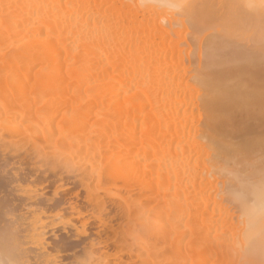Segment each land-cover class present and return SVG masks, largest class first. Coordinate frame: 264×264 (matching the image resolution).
<instances>
[{
  "label": "bare ground",
  "instance_id": "1",
  "mask_svg": "<svg viewBox=\"0 0 264 264\" xmlns=\"http://www.w3.org/2000/svg\"><path fill=\"white\" fill-rule=\"evenodd\" d=\"M0 141L5 162L85 158L63 163L85 202L118 207L112 252L78 264H264V0H0ZM28 161L5 180H37ZM59 191L28 209L84 216ZM14 221L0 262L57 264L68 243L18 251Z\"/></svg>",
  "mask_w": 264,
  "mask_h": 264
},
{
  "label": "rangeland",
  "instance_id": "2",
  "mask_svg": "<svg viewBox=\"0 0 264 264\" xmlns=\"http://www.w3.org/2000/svg\"><path fill=\"white\" fill-rule=\"evenodd\" d=\"M204 24V23H203ZM257 48V47H256ZM5 136V137H4ZM4 136H2L1 138L3 139V141H5L8 136L4 134ZM5 139V140H4ZM2 141V140H1ZM0 141V143H1ZM2 141V142H3ZM45 151V150H44ZM2 154L0 153V156ZM25 156V157H24ZM33 157L32 155L29 157L25 154H23L22 152V155H17V156H7L8 158V162L6 161H3L2 159H0V175H2V179L0 177V250L2 253V250L6 248H11L12 247V244L11 242H13V240H9L10 238H8V233L5 231V227H9L11 226L12 224H8L10 223L12 220L14 221V225L12 227H17V226H20V227H17L20 232H24V230L28 229L31 230L30 231V235L27 236V235H23L22 237V233L20 236V238H16L18 236H16L15 240H16V246L15 247L14 245V248L18 251H20V247L21 248H24V247H27V246H31L33 244H37L38 239L42 240V239H45V241H66L68 243V245L65 247V248H62L61 250L60 249H50L49 250V254L50 258H52V262L53 263H57L58 264V261H59V264H78V261L82 262L84 261V258L85 260L87 259V254H88V251L91 250V247L89 246V243L88 241H97L98 242V247L97 249L95 248L94 252L97 253L98 257H100V259H104L103 257L105 256L104 254H106L105 251L108 252H112V249H114L112 243L110 242V237H111V234L112 232L110 233L109 232V229H110V225H113L115 222L117 224H119V220L122 222V218L120 217V215L118 216L119 214V209L118 207L115 205V203H113L112 201V198H109V199H106L107 201L104 203V204H101V203H98V206L96 207V205L94 206H88V204L85 202V195H86V191L84 190L85 189V186L82 184H80L76 179H75V174L78 172L79 168H81L85 162H87V160L85 158H71L67 161L66 160H63L62 162L65 164L66 161L68 164H71L72 167L75 166V164H80L81 166L78 168V169H74V168H77V165L76 167L72 168V167H68L69 170L67 171H70L69 173H67L66 171V168H64L65 166H67L68 164H64L60 162H58V160H51V161H45L44 159H39L34 161V164L31 165L33 162H32V158ZM2 158V156L0 157ZM24 158V159H23ZM29 160L28 163H30L31 165V171H36L38 168V170L36 171L38 174H37V180H34V181H31L30 179H26V178H22L19 183H13V185L11 183H9L7 180H5L6 178H10L8 176H10L11 172H12V168H14V170H20V166L22 165L23 161L24 160ZM31 159V160H30ZM75 159V160H74ZM85 159V160H84ZM74 160V161H73ZM70 161V162H69ZM77 161V163H76ZM32 162V163H31ZM40 162V164H39ZM44 162V163H43ZM75 162V163H74ZM74 163V164H73ZM82 163V164H81ZM11 164V165H10ZM35 164L37 166H35ZM53 164H55L53 166ZM42 165V166H41ZM63 165V166H62ZM44 166V167H43ZM55 166L57 167L58 170H56ZM61 166V168H60ZM79 166V165H78ZM40 167H41V170H40ZM36 168V170H34ZM43 168H44V171H43ZM65 170V171H64ZM74 170V171H73ZM6 171H8L10 174L8 175V173H5ZM11 171V172H10ZM57 171V173H56ZM35 172V173H36ZM47 172V173H46ZM6 174L5 175H3ZM31 173V172H30ZM33 173V172H32ZM43 173V174H42ZM56 173V174H55ZM65 173H67L68 175H66ZM42 174V175H41ZM47 174H49L47 176ZM65 175L63 176L62 180H60L61 178H58L59 175ZM41 176V177H40ZM6 177V178H5ZM13 177V176H11ZM70 177V178H69ZM4 178V179H3ZM25 179V180H24ZM64 183H63V182ZM68 181V182H67ZM33 182V183H32ZM49 182V183H48ZM16 186H15V185ZM60 184V185H59ZM62 184V185H61ZM65 184V185H64ZM92 184V185H91ZM20 185V186H19ZM86 185V184H85ZM91 185V187L95 185V181H92L89 186ZM43 186V187H42ZM14 187V188H13ZM22 187V188H21ZM24 187V188H23ZM41 189H40V188ZM45 187V188H44ZM58 188V195L55 197V199L57 200H63L65 203V207L66 205L68 206V200L70 199H74V194L77 193V192H80V199H77L79 204H80V207H81V210L84 212V216L78 218V219H75L73 218L74 216H76V213L73 212L74 210H71L70 207L68 206V208L66 207V210H60L59 208H50V209H47L44 213H42L41 215V219H40V216L39 214L38 215H35V211L32 213L30 212V210L28 209L29 205L32 204V200H35L37 198V200L35 201H44L46 200L45 196L47 194H49L52 190H57ZM60 188V189H59ZM6 189V190H5ZM80 189V190H79ZM2 190V191H1ZM23 190V191H22ZM35 190V191H34ZM20 191V192H19ZM27 191V192H26ZM31 191V193H30ZM34 191V192H33ZM63 191V192H62ZM46 192V193H45ZM21 193V194H20ZM46 194V195H44ZM18 195V196H17ZM27 195V196H26ZM37 195V196H36ZM32 196V197H31ZM39 196V197H38ZM36 197V198H35ZM42 199H41V198ZM22 198V199H21ZM29 198V199H28ZM33 198V199H32ZM44 198V199H43ZM69 198V199H68ZM21 199V200H19ZM40 199V200H39ZM111 199V200H110ZM10 200V201H9ZM110 200V201H109ZM20 201V202H19ZM18 202V203H17ZM23 202V204H22ZM109 202V203H108ZM20 203V204H19ZM25 203V206H23ZM34 203V202H33ZM12 204V205H11ZM113 204V206H112ZM16 205V206H15ZM23 206L22 208L18 209L19 206ZM8 208V209H7ZM5 209V210H4ZM104 210L101 212V210ZM114 209H116L114 211ZM68 210V211H67ZM59 211V212H58ZM88 211V212H87ZM18 212V213H17ZM101 212V214H100ZM105 214H104V213ZM118 212V214L116 213ZM56 213V215H54ZM62 213V214H61ZM88 213V214H87ZM98 213V214H97ZM6 214V215H5ZM37 214V213H36ZM5 215V216H4ZM9 215V217H8ZM19 215V216H18ZM34 217H33V216ZM59 215V216H58ZM73 216V217H72ZM23 217V218H22ZM28 217V218H26ZM31 217V218H30ZM97 217H100L99 220L101 221L102 219H104V221L102 220L101 223L100 221H98ZM120 217V218H119ZM15 218V219H14ZM57 218V219H56ZM61 218V219H59ZM63 218V219H62ZM67 218V219H66ZM111 218V219H109ZM5 219V220H4ZM18 219V220H17ZM30 219V220H28ZM32 219V220H31ZM59 219V220H58ZM66 219V220H65ZM106 219V220H105ZM8 220V221H7ZM10 220V221H9ZM36 220V221H35ZM39 220V221H38ZM62 220V222L60 221ZM64 220L67 222V220L69 222H67L66 224L64 222ZM111 220V222H110ZM18 221V222H17ZM26 221V222H25ZM35 221V222H34ZM60 223L59 226L58 225V222ZM98 221V222H97ZM24 222V223H23ZM46 222V223H45ZM49 224H48V223ZM81 222H82V225H81ZM86 222V224H85ZM88 222V223H87ZM20 223V225H19ZM22 223V224H21ZM34 223V224H33ZM40 223V224H39ZM45 224V226H44ZM68 224V225H67ZM109 224V225H108ZM41 225V226H40ZM43 225V227H42ZM66 225V226H65ZM71 225V226H70ZM100 225V226H98ZM75 226L76 228L74 229ZM85 226V227H84ZM60 227V228H59ZM73 227V228H72ZM100 227V228H99ZM38 230H37V229ZM35 229V230H34ZM62 229V230H61ZM64 229V230H63ZM84 230L88 231L89 232V236L88 235H85V233H82ZM97 230V231H96ZM38 231V232H37ZM39 231L43 234L42 236H40L41 233H39ZM78 233H77V232ZM32 232V233H31ZM98 232V233H96ZM20 234V233H19ZM33 234V235H32ZM36 234V236H35ZM107 235V236H106ZM3 237V239H2ZM6 237V239H5ZM10 237V236H9ZM30 237V238H29ZM32 237V238H31ZM40 237H44V238H40ZM68 237V239L66 238ZM71 237V238H70ZM109 237V238H108ZM22 238V239H21ZM31 239V242L29 239ZM36 238V239H35ZM66 238V239H65ZM14 239V238H13ZM33 239V241H32ZM65 239V240H64ZM18 240V241H17ZM23 240V241H22ZM26 240V241H25ZM106 240V242L104 241ZM10 241V247H7L6 244L8 245L9 243L7 242ZM37 241V242H36ZM71 241V242H70ZM108 241V242H107ZM20 242V243H18ZM22 242V243H21ZM26 242H27V245H26ZM30 242V244L28 245V243ZM34 242V243H33ZM73 242V243H72ZM101 242V243H100ZM15 243V241H14ZM75 243V244H74ZM85 243V244H83ZM5 245V246H4ZM23 245V247H22ZM103 245V246H102ZM86 246V248H85ZM88 246V247H87ZM113 246V247H112ZM29 247L27 248H24L25 250L28 249ZM3 248V249H1ZM85 248V250L83 249ZM104 249V250H103ZM22 250V249H21ZM52 250V251H51ZM60 252H58V251ZM103 250V252L101 251ZM5 252V251H3ZM57 252V253H56ZM85 252V253H84ZM102 252V254H100ZM55 253V254H54ZM95 253V254H96ZM48 254V255H49ZM53 256H52V255ZM110 254V253H109ZM81 255V257H80ZM86 257H85V256ZM89 255V254H88ZM101 255V256H100ZM1 258H3V254L1 255ZM57 257V259H56ZM60 258V259H59ZM56 259V260H54ZM3 261L0 262V264H2V262H4V259H1ZM77 260V261H76ZM82 260V261H81ZM61 261V262H60ZM74 261V262H73ZM77 263H76V262Z\"/></svg>",
  "mask_w": 264,
  "mask_h": 264
}]
</instances>
